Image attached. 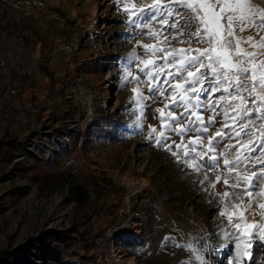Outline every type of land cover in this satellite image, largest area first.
<instances>
[{"label": "rangeland", "instance_id": "rangeland-1", "mask_svg": "<svg viewBox=\"0 0 264 264\" xmlns=\"http://www.w3.org/2000/svg\"><path fill=\"white\" fill-rule=\"evenodd\" d=\"M150 3L152 0H0V147L2 137L12 128L24 136L15 154L0 158V250H10L0 264H53L58 237L49 230L67 228L77 212L86 217L92 208H99L100 214L85 227L90 235L99 234V239L91 250L93 259L86 264H199L191 259L194 249L178 245L199 243L202 247L205 242L213 246L203 253L208 264H236L237 256H243L251 239L247 233L264 236V209L260 207L264 205V180L255 191H246L248 182L243 179L260 169L249 166L239 171V180L229 178L227 184L224 182V159L232 160L238 150L252 142L253 136L225 137L216 152L209 153L218 155L226 145H234L227 149V156L219 157L218 168L193 171L176 162L165 148L156 146L155 138L163 132L170 137L165 143L171 145V152L183 156L190 142L196 141L195 133L181 136L162 124L161 115L167 117L165 104L172 94L161 97L157 90L150 95L149 85L157 82L144 76L140 84L134 80L121 84V58L134 47L140 60L154 61L159 65L156 71L168 72L175 68H166L165 53L157 49L171 52L209 47L170 30L167 24L175 20H149L143 29L129 32L128 16L122 11L125 5L143 7ZM250 3L264 9V0ZM181 15L188 12L181 10L177 16ZM197 27L193 25L186 31L195 32ZM149 29L155 35H148ZM237 35L259 38L256 28ZM259 36H264V30L259 31ZM189 40L191 43H185ZM144 45L149 48L145 50ZM104 51L112 56L111 64L97 71L95 61L103 57ZM140 60L132 65V76L139 74L136 64ZM149 67L153 65L149 63ZM197 68L200 65L188 71L195 72ZM166 79L162 76V81ZM12 81L13 87L9 88ZM170 83L184 85L185 81L171 79ZM30 84L52 90L51 95L29 96ZM12 88L19 97L9 93ZM133 89L149 97L143 101L146 107L142 130L134 123L140 112L131 103L136 95ZM179 91L183 92V88ZM214 97L232 99L222 91L214 93ZM202 99L206 103L209 98ZM224 100L215 106V113L211 109L201 113L205 122L215 116L214 124L200 139L202 155L207 152L209 137H214L225 123L229 125L224 129L229 135L230 128L239 130V121L233 124L236 105L229 108ZM27 102H32L35 113L19 109ZM181 111L172 114L179 116ZM247 122L248 118H244ZM184 123L181 119L171 127L177 129ZM150 126L155 129L151 140ZM261 127L257 122L250 131L258 133ZM86 129L93 132L87 146L83 143ZM177 145H181L179 150ZM217 171L219 181L214 174ZM46 176H51L49 182ZM205 176L208 179L202 184ZM74 179L86 188L83 209L70 197ZM225 192L228 195L222 196ZM249 197L255 199L246 207ZM225 212L234 220L244 217L240 228L247 227V233L239 247L236 243L223 249L215 247L229 243L217 236L220 228L228 225L227 216L221 215ZM39 228L48 232L39 239H30ZM230 231L237 229L233 226ZM165 237L171 239L165 241ZM79 246L81 242L66 257L77 260L73 252L82 253Z\"/></svg>", "mask_w": 264, "mask_h": 264}, {"label": "snow or ice", "instance_id": "snow-or-ice-1", "mask_svg": "<svg viewBox=\"0 0 264 264\" xmlns=\"http://www.w3.org/2000/svg\"><path fill=\"white\" fill-rule=\"evenodd\" d=\"M119 3L120 0H114ZM181 10H186L188 15L177 16ZM123 13L128 16L127 24L129 25V32L134 29L139 30L146 27L147 22L158 20H175L176 23L167 24V27L172 30H177L178 36H190L195 39L198 44H208L207 48H187L172 50L157 49L159 52H164V63L166 68L172 66L175 68L174 72H168L166 69L156 71L155 68L159 67L154 61L146 62L140 60L136 54L135 47L125 56L121 58L120 80L122 86L131 81L137 84L142 83L141 76L148 77L157 83L149 85V94H153L159 90L161 97L166 93L172 94V99L169 103L165 104V109H168L167 117L161 115L162 124L166 125L168 131H175L178 135H185L188 132H193L196 135V141L190 142L189 150L184 152L183 156H179L177 152H171V145L165 143L169 136L163 132L160 136L156 137V146L163 147L169 151L175 158L176 162L184 164L186 167L191 168L193 171L198 172L201 168H218L219 157L227 156L229 153L227 149L234 147V145H226L225 151L220 152L218 155L215 153L219 143L225 137L231 139L234 137H247L253 136L252 142L246 146L242 151L238 150L236 156L232 159H224V167L227 173L224 177L225 184L228 183L229 178L240 179L239 171H244L247 167H258L259 172H253L251 177H243L248 182L246 191H255V188L264 180V36H259V31L264 30V9H259L257 6L250 3V0H167L166 3H161L160 0H152V3L145 4L143 7H136L135 5H125ZM193 25H197L195 32L186 31ZM247 28H256L255 38L250 35L248 37H239L237 33L245 31ZM148 35H155L154 31L149 29ZM177 37H172L176 39ZM169 39L165 37V40ZM184 42V41H182ZM185 43H191V40ZM242 45H246L243 47ZM145 50L149 48L148 45L143 46ZM194 53V54H193ZM140 60L136 67L139 74L132 76L130 71L132 65ZM149 63L153 67H149ZM141 64L144 66L141 67ZM200 65L195 72L188 71L190 68H195ZM187 73L185 76L184 73ZM162 76L168 79L162 81ZM131 77V80L129 79ZM241 77H244L241 79ZM183 79L184 85L171 84L170 80ZM223 86V87H222ZM183 88V92L179 91ZM251 89V91H248ZM227 93L231 100H224L223 97H214L217 92ZM136 93L131 99L134 110H138L140 115L137 116L135 126L137 129L142 130L143 109L146 105L143 101L149 99L144 96L138 89H133ZM202 97L209 99L205 103ZM224 100L229 108L233 109V124L239 121V130L230 128L229 132L224 129L229 128L227 123L224 127L218 129L214 137H209L207 152L203 155V148L200 147V139L203 137L208 129L214 124L215 116H210L205 122L201 113L211 109L214 113L216 105H219ZM163 103V100H161ZM179 109V116L172 113ZM161 112L160 109H157ZM228 113H225L227 120ZM244 118H248V122L244 123ZM254 118V119H253ZM181 119L185 120L183 126L177 129L171 127L172 124H177ZM259 122L262 127L257 133L250 131ZM154 128L150 126L148 139L153 138ZM181 145H177L179 150ZM259 155V159L256 156ZM205 156L207 159L205 160ZM188 159H192L193 163L188 164ZM255 160V163H253ZM237 170L235 173L233 170ZM217 181L220 179V173H214ZM208 177L201 181L203 184L207 181ZM213 188L215 184L211 185ZM225 192L222 196H227ZM264 195V192L261 193ZM254 197H249V207L254 202ZM222 202V201H221ZM220 205H217L219 210ZM264 209V205H260ZM222 216H227V227H221L217 236L229 243H219L215 247L225 248L230 247L232 243L240 246V241L245 239L247 227L243 230L240 228V221L244 219L243 216L237 217L236 220L227 212L222 213ZM264 216V211L261 213ZM235 226L236 232H231L230 229ZM250 227V226H249ZM259 227V225H256ZM251 236L245 245V252L243 256L238 255L236 264H240L244 257H248L250 264H256L255 258L252 256V240H259L264 246V236H257L255 232L247 233ZM171 237H165V241ZM212 239V237H209ZM194 249L193 257L199 264H208V261L203 255L213 246L204 243L203 246L197 244L178 245ZM259 264H264V260L259 261Z\"/></svg>", "mask_w": 264, "mask_h": 264}, {"label": "trees", "instance_id": "trees-1", "mask_svg": "<svg viewBox=\"0 0 264 264\" xmlns=\"http://www.w3.org/2000/svg\"><path fill=\"white\" fill-rule=\"evenodd\" d=\"M112 56L109 52L104 51V55L102 58H99L95 61L94 68L97 71H103L105 67H109L111 64ZM13 96H18V92L15 90L9 91ZM19 109H23L26 113L33 114L36 111H31L25 105L20 106ZM86 138L84 140V145L87 146L91 141V137L93 132L89 130H85ZM23 134L18 133L16 130L12 128V131L7 132L1 139L3 145L0 147V158L8 159L12 154H15L24 138H20ZM24 137V136H23ZM15 152V153H14ZM51 176H46V180L50 181ZM70 197L74 200L78 208L83 209V205L87 200L86 188L76 179L70 185ZM100 214L99 208H92L90 213L83 217V215H78V212L75 214L74 218L70 221V225L65 229H51L49 230L52 235L58 237V241L55 242V246L57 247V258L53 262V264H86L88 261L93 259V254L91 250L97 245V241L99 239V234L90 235L89 230L85 225L90 224L91 219ZM44 228H39L34 236H31L30 239H39L44 233H46ZM29 240V239H28ZM78 242H81V247L83 249L82 253L73 252V254L78 255L77 260H70L67 258V255H72V249L77 245ZM127 245L130 242H125ZM22 246H19V249H22ZM9 249H1L0 250V260L9 253ZM252 256L255 258L256 264H259V261L264 260V246H262V242L254 241L252 243L251 249ZM243 264H250L249 258H246L243 261Z\"/></svg>", "mask_w": 264, "mask_h": 264}, {"label": "built area", "instance_id": "built-area-1", "mask_svg": "<svg viewBox=\"0 0 264 264\" xmlns=\"http://www.w3.org/2000/svg\"><path fill=\"white\" fill-rule=\"evenodd\" d=\"M14 82H15V81H12L11 84H8V87H9V88H10L11 86L13 87V83H14ZM27 88H28L29 96L34 97V98L42 97V93H43L44 96L51 95V92H52V90H50V89H49V90H46V89L41 90L40 88H42V87H40L39 85H35V84H30V85H28ZM10 91L15 92V89L12 88V89H10ZM20 96H23V97H24L23 94H20ZM25 106H26L27 108H29L31 111H36V110L33 108V104H32V102H27V103H25Z\"/></svg>", "mask_w": 264, "mask_h": 264}]
</instances>
